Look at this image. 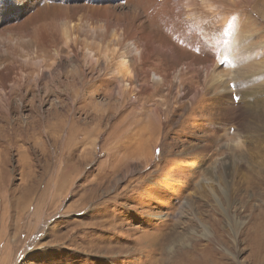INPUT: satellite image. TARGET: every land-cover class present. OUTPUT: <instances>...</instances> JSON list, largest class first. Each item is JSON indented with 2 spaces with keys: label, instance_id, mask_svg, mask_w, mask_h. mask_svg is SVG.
<instances>
[{
  "label": "rangeland",
  "instance_id": "1",
  "mask_svg": "<svg viewBox=\"0 0 264 264\" xmlns=\"http://www.w3.org/2000/svg\"><path fill=\"white\" fill-rule=\"evenodd\" d=\"M248 123L264 0H0V264H264Z\"/></svg>",
  "mask_w": 264,
  "mask_h": 264
},
{
  "label": "bare ground",
  "instance_id": "2",
  "mask_svg": "<svg viewBox=\"0 0 264 264\" xmlns=\"http://www.w3.org/2000/svg\"><path fill=\"white\" fill-rule=\"evenodd\" d=\"M244 17V16H243ZM197 19V18H196ZM202 19V18H201ZM198 21V19H197ZM185 26V24H184ZM192 34H196L195 31L192 32ZM135 47V46H134ZM135 49H137V47H135ZM137 53V52H136ZM120 67L118 68L117 72L119 74V76L122 78V83H123V86H127L125 83H124V77L127 75V64L125 62L124 59H120L119 63ZM131 78V77H130ZM152 79L153 80H156L157 84H159L158 82L159 81H162L161 77L159 76H155V74L152 75ZM155 82V83H156ZM130 87V86H129ZM126 88V87H125ZM263 123V122H262ZM255 124V123H254ZM264 127V126H263ZM243 132H248V137L249 135L252 136V135H256V137L260 138L262 141H264V134H260L258 130L254 129L253 128V125H251V123H248L244 129ZM264 130V129H263ZM246 135V134H245ZM252 139V137L250 138ZM254 139V138H253ZM257 139V138H256ZM260 143V142H259ZM240 165V164H239ZM238 168V167H237ZM236 166L234 167V171H236ZM256 213V212H255ZM252 227V226H251ZM203 249V248H202ZM206 250V249H205ZM197 252V251H195ZM199 258H192L191 260L188 258V262L186 263H183V264H218L217 262L218 261H215V260H211L210 257L209 259L208 258H204L202 257L201 255H198ZM247 260V259H246ZM249 261V260H248ZM167 262V261H166ZM179 264V263H178Z\"/></svg>",
  "mask_w": 264,
  "mask_h": 264
}]
</instances>
